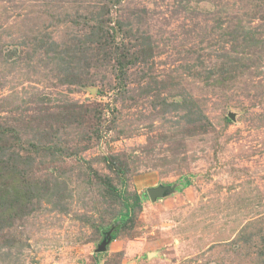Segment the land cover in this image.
I'll return each instance as SVG.
<instances>
[{"label": "rangeland", "instance_id": "rangeland-1", "mask_svg": "<svg viewBox=\"0 0 264 264\" xmlns=\"http://www.w3.org/2000/svg\"><path fill=\"white\" fill-rule=\"evenodd\" d=\"M0 264H264V0H0Z\"/></svg>", "mask_w": 264, "mask_h": 264}, {"label": "trees", "instance_id": "trees-1", "mask_svg": "<svg viewBox=\"0 0 264 264\" xmlns=\"http://www.w3.org/2000/svg\"><path fill=\"white\" fill-rule=\"evenodd\" d=\"M125 202H126V207L130 208L131 212L135 211L136 209L140 208V201H139V197L136 194H130V195H126V197L124 198Z\"/></svg>", "mask_w": 264, "mask_h": 264}, {"label": "water", "instance_id": "water-1", "mask_svg": "<svg viewBox=\"0 0 264 264\" xmlns=\"http://www.w3.org/2000/svg\"><path fill=\"white\" fill-rule=\"evenodd\" d=\"M158 194V192L157 191H149V196L152 198V197H154L155 195H157Z\"/></svg>", "mask_w": 264, "mask_h": 264}]
</instances>
